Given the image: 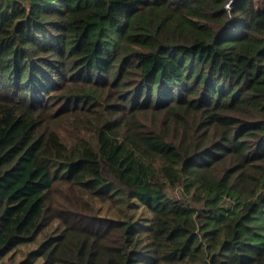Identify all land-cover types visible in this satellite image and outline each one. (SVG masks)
<instances>
[{
    "label": "trees",
    "instance_id": "1",
    "mask_svg": "<svg viewBox=\"0 0 264 264\" xmlns=\"http://www.w3.org/2000/svg\"><path fill=\"white\" fill-rule=\"evenodd\" d=\"M5 258L264 264V0H0Z\"/></svg>",
    "mask_w": 264,
    "mask_h": 264
},
{
    "label": "rangeland",
    "instance_id": "2",
    "mask_svg": "<svg viewBox=\"0 0 264 264\" xmlns=\"http://www.w3.org/2000/svg\"><path fill=\"white\" fill-rule=\"evenodd\" d=\"M25 247H27V246H25ZM16 259H18V256L16 257ZM5 262H6V263H4V264H11V262L7 261V258H5ZM0 264H1V263H0Z\"/></svg>",
    "mask_w": 264,
    "mask_h": 264
},
{
    "label": "built area",
    "instance_id": "3",
    "mask_svg": "<svg viewBox=\"0 0 264 264\" xmlns=\"http://www.w3.org/2000/svg\"><path fill=\"white\" fill-rule=\"evenodd\" d=\"M230 3V2H229Z\"/></svg>",
    "mask_w": 264,
    "mask_h": 264
}]
</instances>
